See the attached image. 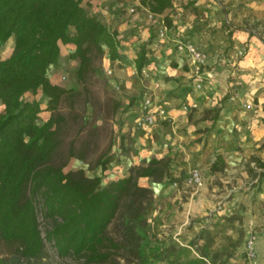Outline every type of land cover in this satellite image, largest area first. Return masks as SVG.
I'll return each mask as SVG.
<instances>
[{"label":"rangeland","instance_id":"374dc122","mask_svg":"<svg viewBox=\"0 0 264 264\" xmlns=\"http://www.w3.org/2000/svg\"><path fill=\"white\" fill-rule=\"evenodd\" d=\"M184 1L187 0H173L171 8L165 9L161 16L155 14L153 17H148L147 10L138 3L140 0H134L132 3L133 10L126 20L131 23V18L134 17L133 20L137 21L135 26L130 27L132 30L124 33V38L128 35L134 36L135 43L130 45L133 51L142 40L152 39L150 56L156 58L140 71L128 60H110L104 53L96 64V71L83 87L75 78L77 60L68 57V46L61 45L58 62L49 67L48 74L52 82L77 88L80 94L74 98L65 97L59 104V110L66 116L67 121L54 161L65 160L72 145L75 151L84 155V159L70 157L64 170L82 168L90 176L101 174L102 184H105L116 176L127 174L130 168L147 162L152 156L168 158L166 182H171L173 186H170L167 193L157 196L150 187L153 197L152 202L147 205L146 232L143 234L146 256L140 264H238V260H241L240 264H256V250L254 258L248 260L245 257L244 244L250 233L256 232L258 237L262 227L259 220L264 212L257 197L260 187L252 188L257 182V172L247 170V177H241L239 181L235 179L238 178L237 172L236 177H233V172L227 174L221 169L217 171L216 177L209 179L204 178L199 169L202 183L188 184L182 174L176 177L172 175L173 162L180 158L179 151L172 149L170 154H164L162 149L155 146L164 147L168 144V147H171L168 142L174 139L175 134H207L214 123L211 119L214 111L211 108L219 106V100L224 96L222 101L237 98L236 92L240 84H236L237 81L230 71L244 56L256 61L257 67L261 69L259 72H264V0H232L226 3L256 10L255 15H248V20L238 24L251 32L248 37L252 41L235 47V55L229 53L228 48L223 49L215 61L207 63L206 68L212 75H203L199 86L187 56L176 49L177 39L190 40L188 33L182 28L179 29L178 24L173 21L177 12L182 11L179 7L192 10L190 3ZM87 2L89 10L98 12L103 20L108 16L107 13L114 15L118 12L115 10L118 7H113L112 0ZM166 14L171 18L170 26L164 22ZM228 20L232 22L231 18ZM109 24L112 25L111 22ZM161 24L167 27L162 36L159 35ZM232 29L236 28L233 26ZM174 35L176 38L173 39ZM12 44L11 37L0 42L1 57L9 54ZM62 74L66 76L65 79H60ZM211 79L214 81L210 82ZM225 81L231 82L229 89L220 98L215 99L214 91L222 90ZM209 86L215 87L207 93L213 100L208 104L205 102L208 98L203 95L202 90H207L206 87ZM251 96V101L256 102L257 97ZM25 97H35L43 108L46 106V97L41 91L35 94L28 92ZM146 97L151 98L157 109L163 108L164 116L155 113L153 126L138 128L134 126V120L140 114L142 102ZM48 115L49 111H41L39 121ZM261 122H264V117H261ZM144 147L147 149L143 150ZM108 156L111 159L102 171L97 161ZM144 158L146 161H142ZM116 163L120 164L121 168L115 166ZM227 175L230 179L225 178ZM140 180L153 181L151 178H138V183ZM174 180L176 184L173 183ZM179 193L183 200H187L186 195L189 196L187 209L193 212L192 221H196L199 226L196 232L187 237L186 242L180 241L173 230L167 229L163 215H158L157 212L168 197ZM181 198L177 199L179 210L184 209ZM36 204L40 229L44 235L47 222L42 216L41 203L38 201ZM109 233L115 237L119 236L114 224L109 226ZM44 244L41 256L21 257L15 263L81 264V261L58 256L50 241L45 239ZM7 253L6 246L0 243V256ZM118 261L121 264L126 263L121 257H118Z\"/></svg>","mask_w":264,"mask_h":264},{"label":"trees","instance_id":"16d2710c","mask_svg":"<svg viewBox=\"0 0 264 264\" xmlns=\"http://www.w3.org/2000/svg\"><path fill=\"white\" fill-rule=\"evenodd\" d=\"M140 2L155 14L173 6V0ZM163 19L171 25L167 14ZM10 37L9 54L0 56V243L8 249L7 255L0 256V264L41 256L45 239L58 256L81 264H121L118 257L126 261L123 264H140L146 256L143 234L153 196L138 178L162 180L167 176L168 158L152 156L105 184L101 174L90 176L82 168L64 170L70 157L84 159V155L71 145L65 160L54 161L67 121L59 104L80 90L52 82L48 70L58 62L61 45L71 43L68 57L77 60L75 78L83 87L104 53L110 60H128L140 71L156 60L150 56L152 39L142 40L128 58L121 41L124 36L102 21L98 12H91L84 0H0V42ZM38 90L46 97L45 108L39 99L25 97ZM221 107L211 108L213 121ZM43 110L49 115L39 121ZM110 159L97 161L102 171ZM250 159L260 168V183L264 159ZM223 166L218 154L211 168ZM38 201L47 222L44 235ZM112 224L118 237L109 233Z\"/></svg>","mask_w":264,"mask_h":264},{"label":"crops","instance_id":"0c3cea01","mask_svg":"<svg viewBox=\"0 0 264 264\" xmlns=\"http://www.w3.org/2000/svg\"><path fill=\"white\" fill-rule=\"evenodd\" d=\"M93 0H84V2ZM190 3L191 9H182L177 12V16L173 21L178 24L179 29H183L188 33L190 40H192L198 47L208 54V63L211 60H216L222 53L223 49L228 48L229 53L235 55V47H239L243 42L252 41L249 32L238 26L243 20H248V15H255L256 10L250 8H243L237 5H226L232 0H187ZM187 1H184L186 3ZM234 1V0H233ZM113 7H118V12L114 15L107 13L108 16L102 21L116 28L119 36H124V33L132 30L130 27L136 25L137 20L131 18V23L127 22L126 17L129 16L130 8L134 0H112ZM142 8L148 11L147 7L138 2ZM188 8V7H187ZM126 11H125V10ZM124 10V11H123ZM122 11V12H121ZM161 14H158V16ZM231 18L232 22L228 19ZM125 20V21H124ZM146 23V22H145ZM147 24V23H146ZM110 25V24H109ZM236 29H232L233 26ZM243 25V24H241ZM232 30V31H230ZM176 38V35L172 36ZM125 44L124 52L127 57H133L134 51L131 50L130 45L135 43L134 36L128 35L125 40H121ZM251 44V43H250ZM71 50L73 45L71 43L64 44ZM128 48V49H127ZM220 53V54H219ZM247 58V59H246ZM261 69L257 67L256 61H252L247 56H244L238 61V65L231 68L230 73L234 76L236 84H240L237 90V98L234 100H225L222 105L219 116L214 120L213 125L210 126L207 134H175L174 139L168 147L156 148L162 149V153H169L172 149L178 150L179 159L173 162L174 168L171 169L173 176H180L185 178L188 170L192 167H198L202 172L204 178L216 177L217 171L211 168L212 162L216 156L220 154L224 161L223 170L230 174L238 173L236 180H241V177H247V170L257 172L259 175L260 168L256 167L251 156H256L264 159V122H261V117H264V72L260 73ZM214 81L211 79L210 82ZM230 81L224 82L222 90L214 91L215 99L220 98L226 90L229 89ZM215 86H209L207 90H202L204 96H207L206 103H212L213 100L207 95L208 92L213 91ZM39 91V90H38ZM251 95L257 97V101H251ZM259 115H261L259 117ZM45 119V118H44ZM174 142V144H172ZM147 148L144 147L143 150ZM161 156V154L159 155ZM182 160V162H181ZM142 161H146L145 158ZM146 162H143L144 164ZM120 167V164H115ZM184 172V173H183ZM211 172V173H210ZM116 176L112 179L118 178ZM148 179L150 177H139V179ZM225 178H229L227 175ZM152 179V178H151ZM230 179V178H229ZM166 176L160 181H142L139 183L147 185L155 191V195L164 194L168 192L171 182H166ZM258 200L262 212H264V179L260 183L256 182L252 188H258ZM187 200L181 198V194H175L166 199L158 215H163L164 225L167 229L173 230L182 242H186L187 237L191 236L197 231L198 227L196 221H192L194 214L187 209L189 205V196H185ZM181 198V203L184 204L183 210L177 209L178 200ZM170 199V200H168ZM158 217V216H157ZM260 231L258 233L255 244L256 250V264H264V215L260 217ZM241 260H238L240 264ZM244 260H242L243 263Z\"/></svg>","mask_w":264,"mask_h":264},{"label":"built area","instance_id":"2783aa9c","mask_svg":"<svg viewBox=\"0 0 264 264\" xmlns=\"http://www.w3.org/2000/svg\"><path fill=\"white\" fill-rule=\"evenodd\" d=\"M133 10L131 6L130 11ZM148 17H153L155 13L151 11H147ZM167 29L166 25L161 24L159 27V35H164L165 30ZM176 49L185 54L188 58L189 64L192 67V70L195 75V80L197 82V86L201 84V78L203 75H207L210 77L212 72L206 68L208 63V54L198 47L192 40H181L177 39L176 41ZM110 71V70H109ZM65 75H60V79H65ZM231 96V98H233ZM155 113L159 114L161 117L164 116L163 108L157 109L151 98H144L141 105V112L134 120V126L138 128L150 127L155 123ZM185 181L188 184L192 185H200L202 183L201 172L198 167H192L188 170ZM176 184V180L173 181ZM256 232L250 233V235L246 238L244 244V252L245 257L248 260H252L255 256V248L254 243L256 241Z\"/></svg>","mask_w":264,"mask_h":264}]
</instances>
